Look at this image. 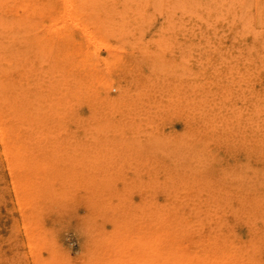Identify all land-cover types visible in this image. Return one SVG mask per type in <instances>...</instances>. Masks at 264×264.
Masks as SVG:
<instances>
[{
	"label": "rangeland",
	"instance_id": "1",
	"mask_svg": "<svg viewBox=\"0 0 264 264\" xmlns=\"http://www.w3.org/2000/svg\"><path fill=\"white\" fill-rule=\"evenodd\" d=\"M9 1L0 264H264V0Z\"/></svg>",
	"mask_w": 264,
	"mask_h": 264
},
{
	"label": "bare ground",
	"instance_id": "2",
	"mask_svg": "<svg viewBox=\"0 0 264 264\" xmlns=\"http://www.w3.org/2000/svg\"><path fill=\"white\" fill-rule=\"evenodd\" d=\"M16 0H11L9 2H14ZM65 2H68L67 0H63ZM78 0L72 1L70 4L74 5ZM82 1V0H81ZM23 2V1H22ZM36 5L35 1L29 0L28 4H31L30 7H33V4ZM0 10L2 9L3 4L0 3ZM27 4V3H26ZM77 5V4H76ZM27 7V5H26ZM73 7V6H72ZM34 8V7H33ZM38 7L34 8L37 9ZM72 9V8H71ZM104 11V10H103ZM109 11V10H108ZM112 11V10H111ZM2 13V11H0V14ZM93 13V12H92ZM95 14V11H94ZM97 14V13H96ZM8 17L7 13L6 15L3 16ZM25 17V16H24ZM25 24V23H24ZM46 25V24H45ZM21 26V24H20ZM25 27V26H24ZM29 27H27L28 29ZM49 29V28H48ZM6 52L8 53L7 58H8V62L6 63H0V119L3 118V124L1 126V130L0 132L2 134H4L6 131L7 133H5L6 135H2V138L4 140V143L8 144L9 138V131L12 129V123L10 124L11 121V116L18 111V113H20V108H16L15 110L13 109V95H17L19 93V88H14L15 86L18 87V84L15 83V80H13L11 78L12 73L10 72L11 68H12V51L9 45L6 46ZM107 85V84H106ZM109 91V90H108ZM25 97V96H24ZM195 98V97H194ZM198 98V97H197ZM196 99V98H195ZM16 103H14L15 105ZM255 115V114H254ZM246 117V115H245ZM249 117V116H248ZM27 121V120H26ZM24 121V122H26ZM35 121V120H33ZM22 132L25 133V130L22 129ZM6 137V138H5ZM195 137V136H194ZM6 140V141H5ZM253 142V141H252ZM251 143V142H250ZM9 147V146H8ZM27 147H23V149H26ZM7 149V148H6ZM21 152V150H19ZM218 173V171H217ZM238 175V173H237ZM233 178V177H232ZM222 185V184H221ZM234 185V183H233ZM240 187V186H239ZM245 189V188H244ZM220 193V192H219ZM222 193V192H221ZM224 193V192H223ZM228 193L225 194L224 197H226ZM217 195V194H216ZM220 195V194H219ZM218 196V195H217ZM218 198V197H216ZM215 198V199H216ZM255 200V199H254ZM241 201V198H240ZM227 203V202H226ZM155 208V214H154V221H152V225L155 228H151L149 227L151 224H149V228H151V230H184V226L189 225V226H193L190 224V220H187L186 217H182L181 216V212L179 211V209L177 208V204L175 202L169 203L167 204V202L165 204H158L156 203L154 205ZM245 208V207H244ZM217 209V208H216ZM169 212V214H167ZM189 213V212H188ZM177 214L179 216H177ZM183 215V214H182ZM216 215V214H215ZM137 217V216H136ZM188 217V216H187ZM200 218V217H199ZM212 219V218H211ZM223 221V220H222ZM205 223V222H204ZM227 223V222H226ZM230 223V222H229ZM237 223V222H236ZM207 224V223H206ZM224 225V224H223ZM228 225V224H227ZM198 229V228H197ZM149 230V229H148ZM205 240H214L211 238H206ZM215 241V240H214ZM244 242V241H242ZM215 243H220V245H224L221 241H215Z\"/></svg>",
	"mask_w": 264,
	"mask_h": 264
}]
</instances>
